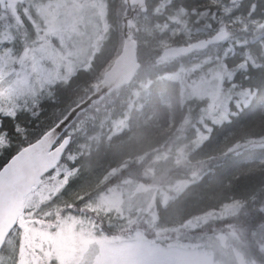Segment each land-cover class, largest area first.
Here are the masks:
<instances>
[{
	"label": "rangeland",
	"instance_id": "374dc122",
	"mask_svg": "<svg viewBox=\"0 0 264 264\" xmlns=\"http://www.w3.org/2000/svg\"><path fill=\"white\" fill-rule=\"evenodd\" d=\"M212 1L218 6V14H213L220 23L216 30L199 21V15L180 7L169 13L168 21L152 26L145 24V14L138 17L136 12L133 16V38L135 34L146 38L155 29L167 32L156 41L159 48L169 46L171 38L180 32L188 41L193 36L206 39L210 32L226 31L220 48L214 44L200 60L194 57L188 65L179 63L165 75L180 83L183 101L192 97L205 100L194 139L182 133L175 145L178 151H183L186 140L193 144L205 137L210 123L227 118L231 96L223 89V82L232 72L226 67V57L247 59L253 65L256 56L264 58V44L254 42L251 50L244 40L247 34L257 35V29L264 26V13L259 18L241 16L232 11L240 0ZM127 9L122 17L129 14ZM205 21L211 22V15L205 13ZM109 27L104 0L0 1V115L13 114L23 102L33 103L52 84L65 80L77 68H86L94 53L101 50ZM249 99L246 90L240 91L236 106L245 105ZM86 119L92 123L93 115L87 114ZM112 122L113 131L123 128ZM140 141L137 133L127 140ZM159 159L155 171L171 159V153H163ZM68 165L65 162L55 167L24 198L23 212L0 250V264H262L244 254L241 239L233 230L192 235L195 232L181 229L176 237L167 239L170 233L165 225L194 228L222 214L209 212L183 222L168 216L157 222L156 196L165 204L171 196L168 190L180 192L186 185L182 181L162 188L126 178L89 197L79 209L62 213L98 182L97 178H104L99 168L69 169ZM86 172L85 178L90 179L82 180ZM103 220L109 229L101 227Z\"/></svg>",
	"mask_w": 264,
	"mask_h": 264
},
{
	"label": "trees",
	"instance_id": "16d2710c",
	"mask_svg": "<svg viewBox=\"0 0 264 264\" xmlns=\"http://www.w3.org/2000/svg\"><path fill=\"white\" fill-rule=\"evenodd\" d=\"M104 1L110 27L101 50L94 53L88 66L77 68L65 80L49 86L33 103L23 102L13 114L0 115L3 139L0 168L90 94L119 53L121 19L127 6L123 0ZM146 5L147 10L137 11V16L145 14L148 26L165 23L169 13L180 7L194 16L199 15L197 19L212 25L213 30L220 27L213 17L214 13L218 14V6L212 0H146ZM232 11L259 18L264 13V0H240ZM205 13L211 15V22L205 21ZM257 31L258 34L252 36L247 34L251 32L245 33V43L250 44L251 50L256 45L254 42L264 44V26ZM166 35L165 30L158 29L152 30L146 38L135 34L140 67L133 79L79 112L60 136H70V141L55 167L66 162L69 169L91 168L93 171V167L99 168L104 177L97 178L98 182L61 212L79 209L89 197L126 178L162 188L182 181L186 185L180 192L175 193L173 188L168 190L171 196L165 204L156 196L157 222L168 216L183 222L209 212L222 214L194 228L165 225L164 229L170 233L167 239L176 237L181 229L195 232L192 235L233 230L241 239L244 254L264 264V161H261L264 158V58L256 56L253 65L247 59L226 57V67L232 72L223 82V89L231 96L227 118L210 123L205 137L193 144L192 140H186L183 151H178L175 145L181 141V134L186 133L191 139L198 129L197 118L205 100L192 97L183 101L180 83L165 75L179 63L188 65L194 57L203 56L213 45L162 59L163 48H159L156 41ZM201 38L193 36L188 41ZM188 41L180 32L171 38L167 47L184 45ZM243 90L249 93L250 99L238 107L235 101ZM87 114L93 115L92 123L86 122ZM113 120L117 127L123 128L113 131ZM76 126H79L77 130ZM133 133L141 136L140 142H127ZM169 152L171 159L155 171L156 162L163 153ZM54 168L41 177L42 183ZM87 173L82 180L90 179V176L85 178ZM224 209L232 212L223 213ZM101 227L109 229L105 220L101 221Z\"/></svg>",
	"mask_w": 264,
	"mask_h": 264
},
{
	"label": "water",
	"instance_id": "95a60500",
	"mask_svg": "<svg viewBox=\"0 0 264 264\" xmlns=\"http://www.w3.org/2000/svg\"><path fill=\"white\" fill-rule=\"evenodd\" d=\"M0 1L16 4L22 0ZM123 2L130 8V12L122 17L121 49L91 93L72 106L40 137L14 153L0 168V250L8 233L20 218L24 198L40 184L41 177L59 162L70 141V136L60 138L65 129L79 112L84 111L94 101L103 98L113 89L128 84L140 67L136 54L137 43L132 37L131 28L137 10L146 11V0H123ZM225 36L226 31L222 30L206 39L187 45L164 48L160 58L178 57L193 50L204 49L219 43Z\"/></svg>",
	"mask_w": 264,
	"mask_h": 264
},
{
	"label": "bare ground",
	"instance_id": "6f19581e",
	"mask_svg": "<svg viewBox=\"0 0 264 264\" xmlns=\"http://www.w3.org/2000/svg\"><path fill=\"white\" fill-rule=\"evenodd\" d=\"M147 10V9H146Z\"/></svg>",
	"mask_w": 264,
	"mask_h": 264
},
{
	"label": "flooded vegetation",
	"instance_id": "af4514ba",
	"mask_svg": "<svg viewBox=\"0 0 264 264\" xmlns=\"http://www.w3.org/2000/svg\"><path fill=\"white\" fill-rule=\"evenodd\" d=\"M23 211V210H22Z\"/></svg>",
	"mask_w": 264,
	"mask_h": 264
}]
</instances>
